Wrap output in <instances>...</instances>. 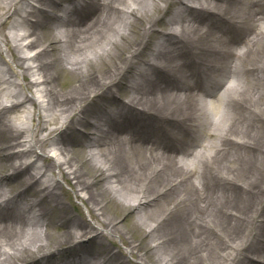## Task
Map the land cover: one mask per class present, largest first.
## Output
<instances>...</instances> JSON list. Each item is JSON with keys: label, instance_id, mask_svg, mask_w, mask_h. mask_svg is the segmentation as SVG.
Masks as SVG:
<instances>
[{"label": "bare ground", "instance_id": "obj_1", "mask_svg": "<svg viewBox=\"0 0 264 264\" xmlns=\"http://www.w3.org/2000/svg\"><path fill=\"white\" fill-rule=\"evenodd\" d=\"M128 259L264 264V0H0V264Z\"/></svg>", "mask_w": 264, "mask_h": 264}, {"label": "rangeland", "instance_id": "obj_2", "mask_svg": "<svg viewBox=\"0 0 264 264\" xmlns=\"http://www.w3.org/2000/svg\"><path fill=\"white\" fill-rule=\"evenodd\" d=\"M172 1H174V0H170V2H172ZM46 8L51 9L49 7H46ZM58 14H60V12ZM64 189H65V192L67 194H69V201H70L71 205L74 207V209H76V212L74 214L77 215V213H80L83 216L88 217L89 216L88 211H87L88 207L86 205H84L83 203H81L78 199H76V197L74 195H72L69 186L65 185ZM126 225L127 224L125 221L120 223V226L123 228H126ZM143 238H144V240H146L145 236L142 232H138L136 234V239L142 240ZM116 240L119 243L118 239H116ZM116 240H115V242H116ZM114 251H117V250L114 249ZM128 260L130 261V264H134V262L132 260H130V259H128Z\"/></svg>", "mask_w": 264, "mask_h": 264}]
</instances>
